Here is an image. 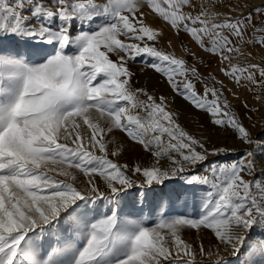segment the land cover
Returning <instances> with one entry per match:
<instances>
[{
    "label": "snow or ice",
    "instance_id": "1",
    "mask_svg": "<svg viewBox=\"0 0 264 264\" xmlns=\"http://www.w3.org/2000/svg\"><path fill=\"white\" fill-rule=\"evenodd\" d=\"M217 4L0 0V264H225L219 245L234 256L246 248L240 264H257V257L264 261V235L250 239L255 226L264 233V178L245 179L257 167L253 151L210 166V177L188 178L191 185L209 187L196 217L162 216L149 226L138 214L116 209L101 215L95 206L98 200L117 203L122 190L136 183L126 174L127 165L108 158L113 141L106 137L114 130L154 158L151 166L133 169L142 173L141 187L162 184L207 162L209 155L229 151H210L176 122L166 97L134 88L129 60L149 57V67L193 107L208 112L214 125L264 149L230 111L224 82L211 76L213 86L204 83L199 93L193 81L205 78L196 64L157 47L161 33L145 23L147 5L148 14L177 35L188 34L201 50L227 62L220 71L230 81L264 87V67L251 63L244 49L246 44L264 48V35L246 40L254 28L251 13L234 16L230 8L222 14L214 10ZM253 11L264 15V3ZM184 53L197 60L190 48ZM161 160L173 167L165 169ZM77 171L87 178L80 181L83 187L77 186ZM94 177L103 180L107 194ZM185 229L210 230L218 244L194 246L183 238Z\"/></svg>",
    "mask_w": 264,
    "mask_h": 264
},
{
    "label": "rangeland",
    "instance_id": "2",
    "mask_svg": "<svg viewBox=\"0 0 264 264\" xmlns=\"http://www.w3.org/2000/svg\"><path fill=\"white\" fill-rule=\"evenodd\" d=\"M97 2L104 3L105 0H97ZM261 3H264V0H218L217 7L214 10L222 14H228L231 8V14L234 16L241 12L244 14L251 13L254 28L248 29L245 39L254 40L257 36L264 35V15L253 11V8ZM237 4L242 7H234ZM143 11L146 15L145 23L161 33L158 37L157 47L175 54L178 58L182 57L186 59L189 64H196L202 77L205 78L204 82L193 81L196 90L202 94L204 92V83L212 87L214 82L211 80V76L222 80L225 85L223 89L224 98L227 99L230 105V111L237 114L242 124L251 132L253 140L256 143L264 144V87L258 88L255 85L240 87L230 81L220 71L222 67L226 66L227 62L221 64L219 57L212 56L201 50L188 34L181 32L177 35L162 19L158 18L155 14L149 15L147 5H145ZM169 41L171 42L170 44ZM184 47H188L195 52L197 60L194 61L191 56L185 55ZM244 49L246 52L251 53L249 57L251 63L260 64L261 67H264V48H261L258 44H246L244 45ZM48 50L51 51V48ZM112 58L116 59L115 56ZM235 62L234 60L233 63ZM246 62L242 61V63ZM150 63L151 59L147 56L128 61V67L134 73L131 81L132 86L144 89L147 93L156 97H166L169 110L176 114V122L190 135L205 142L206 147L210 151L216 147H225L229 151L227 153L209 155L207 162L195 168H187L183 173L170 176L162 184H153L152 186L144 184L141 187L140 185L144 180L142 173L134 174L133 169L137 165L141 167L151 166L154 163L153 156L142 145L132 142L124 132L114 130L110 133L106 139L113 141V143L108 145V158L119 165H127L126 174L136 183L132 186H126L122 190L120 196L117 198V203L109 204L107 201L98 200L95 206L101 215L111 214V211L116 209L119 210V214L121 215L129 213L138 214L141 218L146 219L149 226L158 221L162 216H198L202 199L209 190V187L200 183L191 185L188 183V178L190 176L210 177V166L238 160L245 150L255 153L257 165L254 174L252 176H245V179L264 178L262 177V173H264V149L257 150L255 143L253 145L243 144L232 129L214 125L212 117L208 112L193 107L191 103L178 95L169 85L166 77L149 67ZM257 79H259L258 72ZM214 86L220 88L219 83H215ZM256 97H260V99ZM140 98L146 99L143 95ZM208 99H212L211 95H209ZM245 104H247V107H245ZM117 145L120 146L119 153L117 156H112L111 152L117 150ZM197 150L199 151L200 149ZM96 154L101 155L98 151ZM161 164L165 169L173 167L170 161L167 160H161ZM77 175V186L83 187L80 181H85L87 178L83 173H79L78 171ZM93 179L101 191L107 194L103 180L99 177H94ZM193 192H195V196L192 195ZM158 204H162V207L158 208ZM261 235H264V233L261 232L259 226H255L252 229L250 239L254 240ZM183 238L194 246H198L203 242L206 249L209 247L215 248L218 244L210 230L202 229L197 231L185 229ZM49 239L48 236H45V247H47ZM219 247L220 256L225 264H240L241 261L247 259L245 255L246 248L241 249L240 254L234 256L231 249L225 250L223 245H219ZM213 259H216V257H213ZM256 260L257 264H264V261H261L259 257ZM205 264H208V262L205 261Z\"/></svg>",
    "mask_w": 264,
    "mask_h": 264
}]
</instances>
